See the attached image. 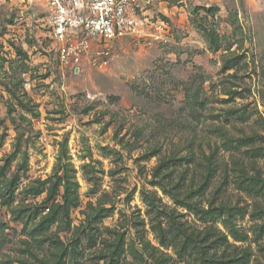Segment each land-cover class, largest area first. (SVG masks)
I'll return each instance as SVG.
<instances>
[{"label": "rangeland", "instance_id": "rangeland-1", "mask_svg": "<svg viewBox=\"0 0 264 264\" xmlns=\"http://www.w3.org/2000/svg\"><path fill=\"white\" fill-rule=\"evenodd\" d=\"M147 9L165 40L67 67L46 0H0V264H264V194L233 183L264 184V0Z\"/></svg>", "mask_w": 264, "mask_h": 264}, {"label": "built area", "instance_id": "built-area-1", "mask_svg": "<svg viewBox=\"0 0 264 264\" xmlns=\"http://www.w3.org/2000/svg\"><path fill=\"white\" fill-rule=\"evenodd\" d=\"M159 0H46L50 36L60 63L77 67L83 54L98 41L138 34L165 40L164 21L158 32L149 30L148 6Z\"/></svg>", "mask_w": 264, "mask_h": 264}, {"label": "trees", "instance_id": "trees-1", "mask_svg": "<svg viewBox=\"0 0 264 264\" xmlns=\"http://www.w3.org/2000/svg\"><path fill=\"white\" fill-rule=\"evenodd\" d=\"M245 152L248 153V157L250 158H254V159H258L261 157H264V147L263 146H259V147H253L250 148L248 150H246ZM233 183L234 186L244 192L247 193H255V194H264V184H261L255 177H251V178H247L242 176L241 174L237 175V178L233 179ZM231 210H234L236 213H241L242 211H244V209L242 208H232ZM217 211V210H216ZM217 213H220L219 211H217ZM163 239H177L176 241H179L178 238L175 237V234L168 230V232H160ZM170 235V236H168ZM171 237V238H169ZM187 245H189V243L187 242L186 239L183 240L182 242V248L186 247ZM205 253V259H204V264H247L249 258L248 256H242L240 258H231L228 260L225 259H219L216 256L212 255V254H208L206 251Z\"/></svg>", "mask_w": 264, "mask_h": 264}]
</instances>
